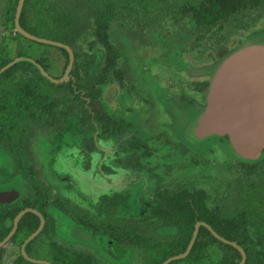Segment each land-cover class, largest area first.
<instances>
[{"label":"flooded vegetation","instance_id":"af4514ba","mask_svg":"<svg viewBox=\"0 0 264 264\" xmlns=\"http://www.w3.org/2000/svg\"><path fill=\"white\" fill-rule=\"evenodd\" d=\"M231 23L233 29L236 30V34L239 33L237 35L240 37L236 45L242 43L252 32L263 30L264 1L250 11L244 12V15L240 14L235 21L231 19L224 30L228 29ZM94 39V37L87 35L86 40L82 41L85 45L80 49H76L78 61L83 65V69L78 74L79 76L76 74L75 77H71L74 63L68 79L63 83H53L44 76L55 85L67 84L59 89L61 91L60 95H55V100L58 101L60 106L55 108L58 110L57 114L59 116L53 121L52 125L45 124V122L36 123L45 116L37 115V113L35 115L34 111L37 103L30 101L27 97H3L0 84V123L5 117L12 121L14 129L11 133L14 136L13 153L10 151L11 147L10 150L4 148L1 139L0 152H5V155H7L9 164L6 166L13 172L14 179L19 178V174L26 173L29 175L28 179L33 180L36 172L37 177L44 181L49 188L52 198H62L65 201V209L67 210V205L69 209L72 208L77 215L75 219L79 222L85 221L88 216L91 217L92 223L98 225L112 220L122 219L126 222L128 218L139 219L140 222L144 223L140 224V229L154 232H161L166 229L173 233L176 232V229L172 227L163 228L158 215L153 212L157 208V202L161 195L171 191H187V200L193 206L194 199L191 193L203 191L205 206L211 212H219L218 215L223 216L231 214L235 218L242 217L247 220L246 229L241 230L239 234L244 232V237L246 236L249 240L244 241L242 244L235 243L243 250L247 247L264 250L263 240L250 239L257 233V229L264 230V207L260 209L245 208V199L242 201L241 197L246 196L238 192L237 201H233L231 199L233 197L226 194L227 190H224L223 193L217 192L216 189L211 190L206 185L210 183H207L200 176V172L206 173L208 165L204 155L212 153L218 148L209 146L208 142L210 140L200 141L198 143L200 147L197 150L190 148L183 142L178 141L176 137L168 132L169 130L162 128L164 118L160 119L159 117L163 112L162 104L156 98L159 88L157 85L155 86L154 83L156 82L152 80L150 69L149 74L147 73L146 76L144 75L145 72H142V68L146 63H149V68L153 65L151 59L143 61L137 59L136 55L132 56L131 53L130 56L125 55L123 57L124 48L119 45L116 70L120 69L121 73L116 75V70L111 69L104 71L107 64L105 65L102 45L99 42L93 44ZM83 47L86 49L82 50ZM228 51L221 52L216 58L223 57ZM60 54L63 56L62 53ZM0 55L2 56V53ZM153 55L154 63L160 64V60L156 61L155 58H160L162 55L158 51ZM43 58H47L46 64L49 66V70L46 71L40 66L50 77L61 80L69 64L63 73L62 64L61 73L56 75L51 72L50 58L47 56ZM28 59L34 60V58ZM171 64L180 67L175 61ZM184 66L182 69L188 72L187 69L190 67H188V64ZM103 77L105 81H99ZM198 78L201 79H199V82L187 83L188 87L183 86L184 88H182L180 85L182 90L181 103L188 105L191 101L192 105H194V102L199 107L203 105L202 96L209 86V79L203 76ZM71 79H73L74 92L77 98H73L68 94L70 93ZM172 83L180 84L184 82ZM12 84H14L13 86L18 85L17 82ZM43 86L44 93L49 94L51 86L47 83H44ZM152 92L155 94V99H152L151 96L147 98L146 94L152 95ZM66 94L68 97H65ZM196 95L201 100L196 101ZM47 99L46 104L50 105L49 96H47ZM4 101L9 102L6 108L12 111L6 116L2 114ZM38 108L37 105V110ZM86 109H88L90 116L87 118L88 128L85 129L81 120L85 117L84 111ZM72 119L74 120L72 121ZM12 125L7 123L8 127H12ZM40 131H46L50 139L46 142V148L54 149L47 155V160L44 161L36 159L34 155L36 151L33 139ZM57 134H59L58 142L55 140ZM9 151L12 155L8 154ZM2 166L0 161V168ZM235 167L234 172L239 174L241 168L239 166ZM3 170L4 167L1 170L2 174ZM51 173H54V180L50 178ZM257 178L258 176L253 177L255 181ZM247 181L248 179L235 178L236 190L244 185L247 188L249 185ZM11 183H13L12 187L7 186L5 188V184H2L0 193L15 191L19 197L22 189L19 186L16 188L14 181ZM261 184L264 185V181L254 183L255 188L253 189H258ZM245 187L241 188L245 189ZM261 204H264V201ZM198 222L207 223L197 221L196 224ZM221 223L226 225L225 220ZM24 242H14L11 239L6 242L0 249V264H20V255L31 264L143 263L141 257L134 258L126 255L125 250L129 252L132 248H135L128 239H125L120 245L110 241L102 242L77 238L30 241L25 247V252L29 258H26L23 254ZM258 254L264 255L261 252H258ZM134 259L136 261L133 263ZM260 259L264 263V256Z\"/></svg>","mask_w":264,"mask_h":264},{"label":"trees","instance_id":"16d2710c","mask_svg":"<svg viewBox=\"0 0 264 264\" xmlns=\"http://www.w3.org/2000/svg\"><path fill=\"white\" fill-rule=\"evenodd\" d=\"M18 1L5 0L3 24L5 27L9 25L10 33L0 43L3 44L2 47L0 46V51H2L0 69L15 58H32V55L28 54V51L21 45V40L29 43H32V41L15 31L14 20ZM143 1L146 0H70L71 3L67 6L58 8L53 0H25L19 22L23 29L38 37H40V34H44L45 30L51 25L52 33L56 38L51 40L69 45L74 51L75 61L71 71L72 78L76 74L79 76V72L83 69V65L78 61L76 49L85 45L82 41L86 40L87 35H92L95 38L93 44L99 42L102 45L101 49L104 54L105 65L107 64V68L104 71H109L110 69L115 71L117 69L116 59L119 48L110 39L109 27L113 21L116 22L119 18H121L120 20H123V18L125 20H131L129 14L132 8H129V5L134 2L142 4ZM172 1H157L162 4V16L174 19L180 15L190 17L191 23L202 31L198 38L205 40L207 34H209L208 36L211 39L221 35V32L228 26L231 19L235 21L240 14L244 15V12L259 6L264 0H191V3H186L180 7H178L177 3L180 0L174 3ZM124 12H127L126 16L123 15ZM219 39L221 40L222 37ZM9 41L17 42L19 51L16 55H12L9 52ZM53 48L63 55V73L69 64V54L64 48L57 46ZM11 56H15V58ZM46 59L37 58L34 60L48 71L49 66L46 64ZM119 73H121L120 69L115 71L116 75H119ZM99 81L103 82L105 78L103 77ZM16 82L18 85L13 86L14 84L12 83ZM70 82V93L68 94L73 98H77L74 92L73 79ZM44 83L51 86L49 94L44 93ZM0 84L2 86L3 97H27L30 101L37 103L34 111L35 115L37 113V115L45 116V118L36 121V123L45 122V124L52 125L53 121L58 118V110L55 108L56 106L59 107L60 104L55 100V95H60L61 91L59 89L67 84L55 85L51 83L41 74L35 63L27 59L18 62L0 74ZM47 96L50 98V105L46 104L48 102ZM65 97H68V95L66 94ZM8 104L9 102H3V116L12 112L6 108ZM37 105L39 107L38 110ZM84 113L85 117L81 120V123L83 128L86 129L88 128L87 118L90 116V113L88 109ZM7 123L12 125L11 120L3 117L0 123L2 126L0 139L4 143V148L10 150L11 147L10 151L13 153L14 136L11 133L14 129L13 125L12 127H8L9 125L7 126ZM10 151L8 154L12 155ZM13 159L15 158L13 157ZM236 163V166L241 168L239 173L252 178L248 179L247 184L249 185L247 188L244 185L241 187H245V189L241 187L237 189L239 193L246 196L241 197L242 201L245 199L244 207L250 209L263 208L264 204H261V202L264 201V185L261 184L256 190L253 189L255 188L253 186L254 183L257 182L253 177L261 173L264 159L253 164H246L244 162ZM235 169L236 167L232 170L234 171ZM2 175L4 176L5 183L20 181L24 185V189L22 188L18 199L10 204L0 205V242L10 233L15 217L25 208L36 209L46 220L41 233L32 242L55 241L57 238L65 239L64 230H68L67 234L69 236L67 239L77 238L102 242L110 241L118 245L125 239H128L133 246L140 249L142 254V257H140L143 258L142 264H162L173 256L183 254L192 239L197 221L207 222L220 236L237 242L238 244L249 240L246 236L244 237V232L243 234H239L241 230L244 231L246 229L248 225L247 220L242 217L235 218L231 214L223 216L218 215L219 212H211L205 206V194L203 191L191 193L194 199L193 206L187 200V191H183L185 193L171 191L159 197L157 208L153 212L158 215V219L161 221L163 228L172 227L176 229V232L173 233L169 229H166L159 233L161 238L156 239V236L151 234V231H143L140 229V224L144 223L140 222L139 219L134 220L128 218L126 222L122 219L112 220L104 224L99 223V225L92 223L91 217L89 216L83 222L77 221L75 219L77 215L72 208L69 209L67 205L66 210L65 201L62 198H52L49 188L37 177L38 174L36 172L33 180H29V175L26 173L19 174L18 177L20 179L17 178L15 180L11 170L3 171ZM223 220H225L226 225L221 223ZM39 225L40 218L36 214L32 212L26 213L19 222L17 231L11 238V241L24 242L38 229ZM250 239L264 241V236H259L257 232ZM244 251L247 254L246 264H264L260 259L264 255L258 254V252L264 254L263 249L247 247L244 248ZM125 253H127V250H125ZM19 259L21 261L20 264H31L21 255ZM241 259L242 255L236 248L225 244L213 236L207 228L201 227L190 254L186 258L173 261L170 264H239Z\"/></svg>","mask_w":264,"mask_h":264},{"label":"rangeland","instance_id":"374dc122","mask_svg":"<svg viewBox=\"0 0 264 264\" xmlns=\"http://www.w3.org/2000/svg\"><path fill=\"white\" fill-rule=\"evenodd\" d=\"M53 1L56 3L58 8L67 6L71 3L70 0ZM157 1L146 0L143 1L142 4L137 2L131 3L129 5V8H132V11L129 14L131 16V20H125L124 18L123 20H120L121 18H119L116 22L113 21L109 27V34L110 39L119 49L120 46L124 48L123 57H125V55L130 56L131 53L132 56L136 55L137 59H142L143 61L151 59L150 61H152L151 64L153 65L149 68V63H146L142 68V72H145L144 75L146 76L149 74L150 69L152 80L156 82L152 83H154L155 86L157 85L159 88L158 96L156 98H158L159 102L162 104L163 112L159 115L160 119L164 118V125L162 128L166 127L169 128L168 132H174V128H178L183 123L185 118L184 115L187 112L194 110L193 108H198L196 102H194V105H192L193 103H191V101L188 105L186 103H181L180 95L182 94V90L180 89V85L184 88L183 86L188 87L187 83L199 82L200 78L198 77H201L206 68L219 59L216 57H218L221 52L231 50L238 46L236 44H238L240 37L237 35L239 33L236 34V30L233 29L232 22L228 29H225L221 32V35L214 37V39L209 38V34H207L205 40H200L198 37L202 31L191 23L190 17L181 15V17L178 16V18L175 19L163 17L161 14L162 4ZM176 1L178 0H173L172 2L174 3ZM177 3L178 7H180L186 3H191V0H180ZM5 5V0H0V43L10 33L9 25L5 27L3 24V12L5 11ZM124 5H126V3H124ZM144 14H146L145 17ZM123 15L126 16L127 12H124ZM89 36L93 37L92 35ZM40 37L48 40L56 39L52 33L51 25L45 30L44 34H40ZM220 37H222L221 40L219 39ZM21 45L28 51V54L32 55V58L34 59L43 58L44 56L49 57L51 72L56 75L61 73L63 58L61 54L53 48L54 46L37 44L35 42L29 43L24 40H21ZM0 46L2 47L3 44H0ZM8 46L9 52L12 55H16L18 53L19 48L17 42L9 41ZM81 47L77 49H80ZM85 49L86 48L84 47L82 48V50ZM157 51L162 55L160 58H155L156 61L160 60V64H156L153 61V54H156ZM0 53H2V51ZM157 56L159 55L157 54ZM11 57L15 58V56ZM174 61L180 67L171 64ZM185 64H188V67H190L187 69L188 72L182 69V67H185ZM172 82L184 83L178 84ZM152 93V95L149 93L146 94L147 98L151 96L152 99H155V94L154 92ZM197 100H201V98L196 95V101ZM73 120L74 119H72V121ZM68 129L69 128L67 127V130ZM58 138L59 134L55 137L56 142H58ZM48 140L50 139L46 131H40L34 137L33 145L36 151L34 153L36 159L41 161L47 160V155L54 150L53 148H46V142ZM3 153L0 152V161L3 165L2 168L4 167L3 171H7L10 170V168H7L6 166L9 164V159L7 155H5V152ZM204 156H206L205 159L207 160L208 165L206 173L200 172V176L201 178H204L207 183H210L206 185L210 187L211 190L216 189L219 193H223L224 190H227L226 194H230L233 197L231 199L233 201H237L238 190H236L235 178L242 180L252 178L244 176L240 173L236 174V172L232 170L236 166V164H234L235 162L226 158L218 149L214 150L212 153H207V155ZM2 168H0V186L5 184L4 188L7 186L12 187L13 183H5L3 179L4 176L1 173ZM53 174L54 173H51V180H54ZM256 181L258 183L264 181V164L262 165L261 173L258 175ZM14 182L16 188L19 186L20 189H24V185L20 181ZM231 185L233 186L231 187ZM256 231L259 236H264V230L257 229ZM64 232V238L67 239L69 236L67 234L68 230H64ZM159 233L160 231H151V234L155 235L156 239L161 238ZM57 240L64 239L57 238ZM126 255L134 258L140 256L142 257L140 249L136 247L133 248L132 251L130 250L127 252ZM135 261L136 260L134 259L133 263Z\"/></svg>","mask_w":264,"mask_h":264},{"label":"water","instance_id":"95a60500","mask_svg":"<svg viewBox=\"0 0 264 264\" xmlns=\"http://www.w3.org/2000/svg\"><path fill=\"white\" fill-rule=\"evenodd\" d=\"M25 0H19L15 14V31L28 40L48 44L67 50L70 63L61 80L50 77L46 71L34 60L20 57L16 58L0 69V74L13 65L25 59L35 63L42 75L53 83H63L68 79L74 63L72 49L61 42H56L35 36L20 25V16ZM203 77L209 79V86L204 92L202 106L184 115L183 123L170 132L178 141L183 142L196 150L200 141H209L212 147H217L223 155L233 162L253 164L264 159V30L254 31L242 43L229 50L223 57L210 65L204 71ZM169 130V128H164ZM184 137V138H183ZM18 197V193H0V205L7 204ZM32 212L40 218L38 229L24 242L23 254L26 245L41 233L45 219L43 215L32 208L19 212L13 222V228L0 243V249L16 233L18 224L23 216ZM200 226L206 227L217 239L236 248L242 255L239 264H246V252L235 242L226 240L218 235L207 223L198 222L192 239L183 254L173 256L162 264L186 258L192 251L198 237Z\"/></svg>","mask_w":264,"mask_h":264}]
</instances>
